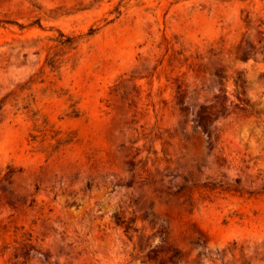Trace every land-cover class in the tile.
Segmentation results:
<instances>
[{
	"label": "rangeland",
	"instance_id": "1",
	"mask_svg": "<svg viewBox=\"0 0 264 264\" xmlns=\"http://www.w3.org/2000/svg\"><path fill=\"white\" fill-rule=\"evenodd\" d=\"M0 264H264V0H0Z\"/></svg>",
	"mask_w": 264,
	"mask_h": 264
},
{
	"label": "trees",
	"instance_id": "2",
	"mask_svg": "<svg viewBox=\"0 0 264 264\" xmlns=\"http://www.w3.org/2000/svg\"><path fill=\"white\" fill-rule=\"evenodd\" d=\"M235 84H237V80H234ZM12 171V168H10L7 173H10ZM129 229H133L132 226L130 224H126L125 225V230L128 231Z\"/></svg>",
	"mask_w": 264,
	"mask_h": 264
}]
</instances>
